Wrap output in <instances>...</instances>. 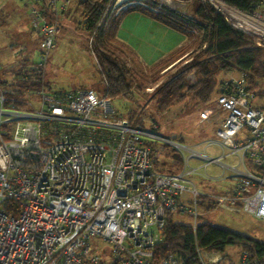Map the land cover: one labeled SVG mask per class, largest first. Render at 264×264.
I'll use <instances>...</instances> for the list:
<instances>
[{"label":"built area","instance_id":"built-area-1","mask_svg":"<svg viewBox=\"0 0 264 264\" xmlns=\"http://www.w3.org/2000/svg\"><path fill=\"white\" fill-rule=\"evenodd\" d=\"M74 1L80 0H47L42 9L36 2L43 0H29L33 27L44 39L40 60L23 68L27 74L44 73L58 24ZM161 1L138 4L154 12L187 5ZM202 2L264 48V0L249 10L226 0ZM123 5L116 3L115 16ZM259 82L264 88V78ZM6 90L0 85V264H181L174 255L155 260L169 216L190 217L193 230L218 208L264 220V94L251 88L247 72L220 81L202 113L223 147L219 157L203 154L205 166L218 162L234 179L220 192L199 190L187 178L196 169H155L151 143L161 137L120 115L94 88L58 91L44 81L18 95ZM228 156L236 164L220 161ZM197 253L196 264H264L248 250L236 260L217 250Z\"/></svg>","mask_w":264,"mask_h":264},{"label":"rangeland","instance_id":"rangeland-1","mask_svg":"<svg viewBox=\"0 0 264 264\" xmlns=\"http://www.w3.org/2000/svg\"><path fill=\"white\" fill-rule=\"evenodd\" d=\"M116 1L110 0L101 22L104 31L119 20L120 15L117 17L114 14ZM133 1H141L149 5H159L162 2L161 0ZM174 1L181 3L183 0ZM185 2L187 3L185 9L180 4H175L171 9L180 13L184 11L188 15L192 14L194 0H185ZM131 20L133 19L129 21ZM82 21L83 12L77 7L70 14H65L60 21V29L54 36V47L48 52L44 79L55 90L70 91L90 87L103 92L105 89L103 74L92 52L93 35L82 28ZM128 22L126 27L131 25ZM138 29L145 32L144 25H139ZM186 34L187 40L174 56L153 66L145 65L115 37L110 38V48L126 62V66L134 76L131 86L132 97L130 99L118 97L111 101L120 115L129 114L144 131L154 132L161 137L156 142L155 169L169 172L180 169L187 171L193 168L196 172L189 174L187 178L194 182L199 190L207 188L223 191L234 183L230 175L231 171L226 167L223 168L218 162L205 166L207 159L203 156L205 154L209 158H216L223 154V147L216 135V126L205 122L202 118V113L212 101L198 102L185 89L186 95L180 102L165 109H159L156 104L158 92L171 82L179 78H185L190 84L197 81L192 63L205 57L202 51L207 42L204 39V32L198 29L196 32L186 30ZM150 37H156L153 42L159 45V50L151 48L147 43L141 44L139 49L146 55L144 62L148 65L153 64L165 46L161 43V37L158 34H151ZM43 39L40 28L33 27L29 0H0V78L10 80L18 69L37 63L40 60L42 52L40 44ZM132 39L137 40V38ZM153 53H155L154 57L150 58L149 55ZM6 73L7 76L3 75ZM239 74L240 71L237 69L224 70L216 75V80L220 83ZM174 143L180 144L181 148ZM192 150L198 156H193ZM220 161L225 165L236 164L234 156L222 158ZM208 208L212 207L208 206ZM202 219L215 226L264 242V220L247 212L232 213L218 208L203 214L198 222ZM172 220L187 225L191 223L190 217L182 214H174ZM94 241L101 246L100 240L94 239ZM241 252V246L229 245L224 253L229 259L236 260Z\"/></svg>","mask_w":264,"mask_h":264},{"label":"trees","instance_id":"trees-1","mask_svg":"<svg viewBox=\"0 0 264 264\" xmlns=\"http://www.w3.org/2000/svg\"><path fill=\"white\" fill-rule=\"evenodd\" d=\"M226 1L240 9L249 10L254 7V2L257 0ZM76 3L83 12L82 28L88 34L93 35L92 52L106 83L103 92L96 90L110 99L118 97L130 99L132 97L131 86L134 80L133 73L126 66V62L110 48L111 42L109 41L112 37L116 38L119 20L107 31H104L101 26L110 0H80ZM36 4L44 9L47 0H43L42 4L39 2ZM130 9L148 10L159 20L179 30L186 31L194 28L203 31L204 39L207 42L202 51V55L205 57L192 63L193 69L196 71V83L190 84L185 78H179L168 84L157 94L156 104L159 109H165L176 102H180L186 95L185 89L198 102L212 101L219 93L216 75L224 70L237 69L240 72H247L251 88L257 90L261 95L264 94L263 85L259 82L264 78V48L257 47L251 35L231 26L210 5L202 3L200 0H194L192 14L188 15L167 6H162L160 8L162 10L154 12L137 3L129 5L122 14ZM45 14L49 16L47 11ZM60 25L59 22V29ZM127 49L129 48L127 47ZM129 50L134 54L131 49ZM179 50L180 48L164 59L174 56ZM164 59L154 65L159 64ZM43 78L44 73L32 76L20 68L15 72L11 81L0 79V85L7 89L8 95H18L24 90L40 87L44 81L49 84ZM127 116L133 120L132 116L129 114ZM151 147L152 162L156 164V142L151 143ZM178 161L180 162L179 158ZM180 170L169 172H179ZM208 206L213 207L214 205L208 203ZM229 245L241 246L242 250H248L252 256L264 263V242L215 226L209 221H202L196 230H193L189 225L174 221L172 216H169L165 226L164 238L155 246V260L158 261L161 258L174 255L181 264H196L199 261L197 248L225 252Z\"/></svg>","mask_w":264,"mask_h":264},{"label":"crops","instance_id":"crops-1","mask_svg":"<svg viewBox=\"0 0 264 264\" xmlns=\"http://www.w3.org/2000/svg\"><path fill=\"white\" fill-rule=\"evenodd\" d=\"M77 7V3H73V5L69 8L68 13L70 14V12H73ZM130 19L133 20L129 21ZM127 22L131 24L128 27H126ZM139 25H144L145 32L138 29ZM151 34H158V36L161 37V43H163L165 46L163 49H161L160 55L157 57V59H155L153 64L148 65L144 62V59L147 58L145 57L146 55L139 49L141 48V44L147 43L151 46V48L159 50V45L153 42L154 38L156 37H150ZM116 38L119 42L131 49L134 54L145 65L152 66L167 57L168 55L172 54L179 48H181L184 42L187 40V34L186 31L179 30L173 26H170L166 22L159 20L158 18L153 16V14H151L148 10L130 9L124 12L119 18V24L116 31ZM132 38H137V40ZM154 54L155 53H153V55H149L150 58H152V56L154 57ZM3 75L7 76V73ZM0 79L4 81H11L13 78L10 80H5L2 78ZM206 190L209 189L206 188Z\"/></svg>","mask_w":264,"mask_h":264},{"label":"bare ground","instance_id":"bare-ground-1","mask_svg":"<svg viewBox=\"0 0 264 264\" xmlns=\"http://www.w3.org/2000/svg\"><path fill=\"white\" fill-rule=\"evenodd\" d=\"M139 2L141 1H133V0H117L116 1L117 4H124L123 6H129V5L139 3Z\"/></svg>","mask_w":264,"mask_h":264}]
</instances>
